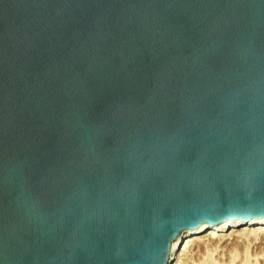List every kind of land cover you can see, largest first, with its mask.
Segmentation results:
<instances>
[{"label": "water", "instance_id": "95a60500", "mask_svg": "<svg viewBox=\"0 0 264 264\" xmlns=\"http://www.w3.org/2000/svg\"><path fill=\"white\" fill-rule=\"evenodd\" d=\"M262 216L264 0H0V264Z\"/></svg>", "mask_w": 264, "mask_h": 264}, {"label": "rangeland", "instance_id": "374dc122", "mask_svg": "<svg viewBox=\"0 0 264 264\" xmlns=\"http://www.w3.org/2000/svg\"><path fill=\"white\" fill-rule=\"evenodd\" d=\"M227 228L220 232L225 237H228L231 232ZM248 228L250 229H245L238 238L234 240L230 238L224 243H217V247L215 245L210 247L209 250L203 252L204 255H199V258L198 256L197 258H193L190 255L191 252L197 251L198 247L196 245H192L186 254H182L181 252L183 251L179 249L172 256V262L182 259L183 264H264V233L257 236V238H253L249 233H254L252 229L257 228V226H250ZM237 239L238 242H236Z\"/></svg>", "mask_w": 264, "mask_h": 264}, {"label": "bare ground", "instance_id": "6f19581e", "mask_svg": "<svg viewBox=\"0 0 264 264\" xmlns=\"http://www.w3.org/2000/svg\"><path fill=\"white\" fill-rule=\"evenodd\" d=\"M250 226H257V228H255V229L251 228L252 232H254V233H249V235H252L253 238H257V236L263 235V233H264V216L257 218V219H253V220L248 219V220H245L243 223L234 222V223L230 224L229 222H225V223H220L217 227H215L214 225H208L206 227V229H204L202 231L185 230L182 232V234L180 236H178L174 240H172V243H171V259H170L171 261L169 262V264H183L182 259H179V261H177V262H172V256L179 249L183 251V252H181L182 254H186L187 251L190 250V247L192 245H196L198 247L197 251L194 253L191 252L193 254L190 253V255L193 258H197V256L199 258V255H202L204 251L206 252V250H209L210 247H213L214 245L217 247V245L220 244V242L224 243L230 238L233 240L238 238V236L241 235L245 229H250V228H248ZM226 228H227V230L231 231L229 233L228 237H225L224 234L220 233L221 231H223ZM236 242H238V239Z\"/></svg>", "mask_w": 264, "mask_h": 264}]
</instances>
